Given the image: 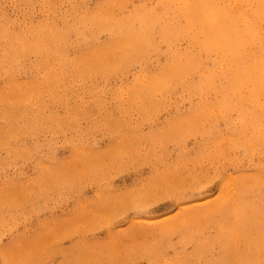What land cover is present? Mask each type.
Here are the masks:
<instances>
[{"label":"rangeland","instance_id":"rangeland-1","mask_svg":"<svg viewBox=\"0 0 264 264\" xmlns=\"http://www.w3.org/2000/svg\"><path fill=\"white\" fill-rule=\"evenodd\" d=\"M184 1L0 0V264H264V213L233 216L264 211L263 180L227 198L264 171L259 121L217 106Z\"/></svg>","mask_w":264,"mask_h":264},{"label":"bare ground","instance_id":"bare-ground-1","mask_svg":"<svg viewBox=\"0 0 264 264\" xmlns=\"http://www.w3.org/2000/svg\"><path fill=\"white\" fill-rule=\"evenodd\" d=\"M202 1L203 2H200V4L197 6L196 5L194 7L188 6L187 12L185 11L186 12L185 15H186V19L189 20V22H188V20H186V21L188 22L190 29L194 25L196 26V22L200 24L201 31L197 35L199 36V34H202V36H201L202 41L201 42L203 43V45H202L203 51L207 54H209L210 52L212 53L214 51L216 53V57L219 56L220 61L218 60L219 61L218 64L219 65L223 64L222 65L223 70L221 71V74H219V76L223 82L224 101H219L217 106L220 109L225 108V109L232 110L237 106V104H240L239 105L241 107L240 113L243 112L244 114H242V115L246 116V118H247V119L245 118L246 119L245 126L250 127V128L253 127L254 132H255L256 126H258V125L255 126L256 122L259 121V125H260L259 130L255 134V136L252 135L253 137L252 138L250 137L249 142L252 143L253 145H257L258 143L264 144V0H202ZM163 2H164V0H163ZM184 2H186V0ZM164 3H166V0ZM161 4H162V2H161ZM168 6H166V7H168ZM193 10H195L194 15L192 14ZM182 14H183V18L185 19L184 13H182ZM175 15H177V12ZM178 18H181V17L178 16ZM176 20L177 19L175 18V23H176ZM142 21H145V20L143 19ZM179 21H181V20H179ZM179 21L177 20V22H179ZM173 22H174V20H173ZM58 23H59V21H58ZM172 23H171V25H172ZM177 24H179V23H177ZM185 25H187V24H185ZM166 28H168V26ZM183 28H184V26H183ZM187 28L188 27H186V29L184 31H186ZM192 29H194V28H192ZM172 30H173V27H172ZM166 32H167V29L165 30V35H166ZM190 32L192 33V30ZM182 33H183V31H182ZM179 35H181V34H179ZM124 36H123V39H124ZM187 37H188V35H187ZM32 38H33V36H32ZM131 38L132 39L128 44H124V43L120 44V46H121L120 48L118 47V45L112 46L111 48H109L107 50L108 53L103 54L102 56H99L95 59L98 60L99 62H102L104 60H111V59L117 57V55H115L114 53H109V52L142 50L145 43H147V40L142 39V37H140V36L138 37L135 35ZM191 42H192V40H191ZM199 47L201 48V46H199ZM88 48H89V46H88ZM46 49H47V47H46ZM93 53H95V52H93ZM190 60L188 61L189 65L187 64V66L183 67L184 64L181 63L182 69L180 67H176L172 71L176 70L175 74L178 77H181L182 75L184 76L185 74H187L190 70H192L195 67V65H194L195 61L192 60V62H191ZM187 61H186V63H188ZM177 63H179V62H177ZM177 63H175V64H177ZM210 72H213V71H210ZM199 75H201V74H199ZM216 76H218V75H215V77ZM211 77H212V75H211ZM165 78L167 79V78H169V76H165ZM209 80H210V78H209ZM206 82H207V80H206ZM156 86H157V84L153 85V87H156ZM204 87H206V86L204 85ZM213 87H215V86H213ZM212 89L215 90L214 88H212ZM216 96H218V95H216ZM228 96H230V99L228 98ZM143 102H145V101H143ZM245 102H248L249 104L245 105ZM242 104H244V105H242ZM101 107L103 108V106H101ZM147 108H148V106H147ZM126 122H127V120H126ZM131 126H132V124H131ZM131 129H133V128H131ZM249 136H251V134ZM68 141H70V140H68ZM152 142H153V140H152ZM262 173H264V171L253 174L249 178H243V177H246L249 175L238 178L237 181L234 182V184L230 186V189H229L230 191L228 193L227 198H240V200L242 198H244L245 193H246V186L244 185V183L248 179H251V181H253V182H257L258 179H261L264 182V177H262ZM225 212H226V210H225ZM225 212H224V214H225ZM263 213H264V211L260 210V209L255 210V211H251L250 209L246 210L243 207L237 205L235 207V211L233 214V216L235 218L234 228L236 229L238 226L242 227L244 224H246V226H250V225L256 223L258 218L260 217V215H263ZM235 234L236 235H243L242 232L240 233V232H238V230H237V232H235ZM254 252H255V250H254ZM246 254H248V253H246ZM255 254L256 253H254V255Z\"/></svg>","mask_w":264,"mask_h":264},{"label":"snow or ice","instance_id":"snow-or-ice-1","mask_svg":"<svg viewBox=\"0 0 264 264\" xmlns=\"http://www.w3.org/2000/svg\"><path fill=\"white\" fill-rule=\"evenodd\" d=\"M64 264H74V262L65 261Z\"/></svg>","mask_w":264,"mask_h":264}]
</instances>
